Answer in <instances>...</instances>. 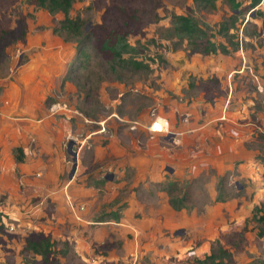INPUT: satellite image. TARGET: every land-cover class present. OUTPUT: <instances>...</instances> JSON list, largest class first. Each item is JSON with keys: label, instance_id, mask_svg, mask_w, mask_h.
<instances>
[{"label": "rangeland", "instance_id": "1", "mask_svg": "<svg viewBox=\"0 0 264 264\" xmlns=\"http://www.w3.org/2000/svg\"><path fill=\"white\" fill-rule=\"evenodd\" d=\"M205 1L75 0L87 56L62 39L58 70L33 47L64 15L0 0V264H264V0Z\"/></svg>", "mask_w": 264, "mask_h": 264}, {"label": "trees", "instance_id": "2", "mask_svg": "<svg viewBox=\"0 0 264 264\" xmlns=\"http://www.w3.org/2000/svg\"><path fill=\"white\" fill-rule=\"evenodd\" d=\"M197 1V0H196ZM204 3H208L205 0H199ZM75 0H36V5L42 9L48 10L52 15L62 13L64 18L60 21V25L54 28V32L64 38L65 41L74 38L78 43V58H80L81 54L87 56L86 47L87 43L90 40L89 33L84 30V20L81 17H72L71 11L73 8ZM179 21V25H175L176 31H181L182 29L188 32L189 34H193L197 23L191 17L179 16L177 18ZM225 28V27H224ZM213 44L208 41L207 46L204 48V51L214 52L215 47H211ZM102 49L109 52V54L113 57L116 63H132L135 66H139L140 64L133 58L125 57L124 55L133 54L134 47L129 43L128 39L125 37V34L114 31L110 32L108 36L104 39L102 43ZM226 51V49H223ZM65 82H63L64 84ZM16 160L17 162H22L24 160V151L22 147L16 148ZM171 195V193H170ZM171 203L176 210H181L185 207V202L183 198L174 197L171 195ZM115 221H120V216L115 214ZM264 221V218H262ZM46 248L49 247V244L45 245Z\"/></svg>", "mask_w": 264, "mask_h": 264}, {"label": "crops", "instance_id": "3", "mask_svg": "<svg viewBox=\"0 0 264 264\" xmlns=\"http://www.w3.org/2000/svg\"><path fill=\"white\" fill-rule=\"evenodd\" d=\"M58 36H59V38L61 40L62 39L64 40V38H62L60 35H58ZM55 37L56 36H54L53 33L48 32V34L45 37H42L43 38L42 40L41 39L38 40L39 43H37L33 47L34 49L37 48L34 51V54H33L34 55L33 56V60L34 59L36 60V61H34V63L37 62L40 65H49V66H52V67L54 65H56L55 67L58 70H59V68L63 69V67H61V66L66 67V64H67V62H69L70 58H68V59L65 58V53L66 52L63 51L62 49L68 50L71 47L68 46L66 43H64L65 40L64 41L62 40V42L64 44H62V43H60L61 45L55 44L56 42H54V40H53V38H55ZM44 39H46V40H44ZM52 42H54V43H52ZM63 45H64V47H62ZM40 91H41V95H42L43 92H45L44 87H42V88L40 87ZM4 97H6L5 94L3 95V98ZM20 97H21V95H20ZM225 109H226V106H223V108L220 110L222 112V114L224 113ZM1 110H2L3 116H7L8 117V116L11 115V113L9 112L8 108H7L6 112H5V107H2ZM32 111H33V107H31L29 109V112H32ZM228 111L230 112V108H229ZM213 114L215 115V113H213ZM222 114L220 113V115H217V118L215 117V118H213V120L207 121L206 124H204V126H202V127H198V126L188 127V129H185V130L181 131V134L184 133V135H185L186 133H188L189 135H187V137H192L193 135H197V132H196L197 130H200V132H201V129L203 127H206V125L209 123V124L213 125L214 127H217L219 125L218 126V130H220L221 138L223 139L224 138L223 136L225 134V130H227V127H229L228 125H229L230 122H226L224 120H221ZM231 118L232 117L229 116V113H228V116L226 115L227 121L228 120L231 121L232 120ZM232 121H234V120H232ZM245 127H247V126H245ZM213 137L214 138H219L220 136L217 134V135H213ZM180 138L183 139L184 142H187L186 138H184L182 136ZM190 150L192 151V149H190ZM191 151L187 154V158H186V161H185L186 163H189L190 161H192ZM193 158H194V162H196L200 157H198L197 154H196V156L193 157Z\"/></svg>", "mask_w": 264, "mask_h": 264}, {"label": "water", "instance_id": "4", "mask_svg": "<svg viewBox=\"0 0 264 264\" xmlns=\"http://www.w3.org/2000/svg\"><path fill=\"white\" fill-rule=\"evenodd\" d=\"M74 167H73V171H72V173H71V177L74 175V173H75V170H76V167H77V165H78V154L77 153H75V155H74ZM183 232H181V233H179V234H182Z\"/></svg>", "mask_w": 264, "mask_h": 264}, {"label": "built area", "instance_id": "5", "mask_svg": "<svg viewBox=\"0 0 264 264\" xmlns=\"http://www.w3.org/2000/svg\"><path fill=\"white\" fill-rule=\"evenodd\" d=\"M263 132H264V130H263Z\"/></svg>", "mask_w": 264, "mask_h": 264}]
</instances>
